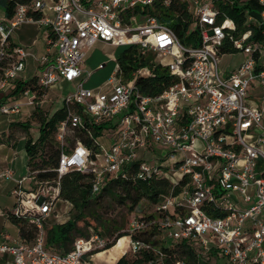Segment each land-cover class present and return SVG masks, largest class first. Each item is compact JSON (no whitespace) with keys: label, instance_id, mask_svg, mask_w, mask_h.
<instances>
[{"label":"built area","instance_id":"1","mask_svg":"<svg viewBox=\"0 0 264 264\" xmlns=\"http://www.w3.org/2000/svg\"><path fill=\"white\" fill-rule=\"evenodd\" d=\"M177 1L188 5L190 28H196L200 37L196 47L182 45L153 16H127L136 4L151 5L154 0H30L18 3L13 17L0 22V60L9 48L7 38L19 24L39 23L46 28L45 52L36 57L37 84L44 89L58 81L74 86L63 100L68 116L56 132L61 147L58 174L67 169L91 174L92 193L100 190L106 177H126L133 166L138 180L169 181L171 192L155 205L154 217L132 218L131 232L154 225L171 241L193 240L196 264H208L211 257L216 264L218 258L224 264H264V28L260 38L252 37V27L264 26V8H243L247 28L237 32L235 21L217 2L238 0ZM247 1L239 0L238 5ZM255 1L264 7V0ZM97 41L116 47L135 44L142 54L155 53V63L166 67L174 82L158 94H143L135 78L148 76L146 68L123 81L116 63L101 84L85 86L92 75L83 68L85 49ZM226 45L244 56L234 68L221 65V57L232 53L223 52ZM12 54L0 77V115L8 119L22 115L23 103L3 95L24 70L27 53L14 47ZM252 87L260 90L262 104L247 100ZM21 96L34 104L30 89ZM104 121L115 132L109 147L99 142L92 152L80 141L70 146L67 137L75 129ZM157 144L169 152L153 163L149 150ZM0 177L12 179L13 171L3 168ZM32 178L27 174L15 180L12 213L31 218L35 237L25 242L0 232V259L6 264H87L83 256L91 257L93 250L105 245L104 239L96 234L79 237L66 253L45 249L43 224L58 187L35 181L38 186L31 189L24 184ZM128 236L133 253L148 247ZM158 254L162 261L163 254Z\"/></svg>","mask_w":264,"mask_h":264},{"label":"trees","instance_id":"2","mask_svg":"<svg viewBox=\"0 0 264 264\" xmlns=\"http://www.w3.org/2000/svg\"><path fill=\"white\" fill-rule=\"evenodd\" d=\"M30 0H0V6L3 8V18L9 20L13 17L15 7L18 3L26 4ZM239 0L235 4L217 2L220 10L236 23L237 32H242L247 27L243 25L244 17L242 10L248 7L253 10H261L262 7L255 0H248L244 6L238 5ZM127 16L131 14L137 15L139 18L148 14L169 29L178 38L179 42L184 46L196 47L200 44L198 30L191 29L193 18L188 11V5L185 2L171 0L168 5L164 4V0H154L151 5L136 4L126 11ZM36 18L40 17L39 12H34ZM262 27H252L253 38H260V29ZM8 50L5 58L0 60V69L10 63L13 59V44L10 36L7 38ZM121 48L116 55V63L119 65L121 78L128 81L132 78L133 73L140 69L146 68L149 75H137L135 78L136 88L143 94L154 95L162 92L170 84L174 82V78L169 75L168 69L160 64L155 63L154 53L142 54L135 44L118 46ZM223 52L235 53L236 50L228 45L223 47ZM1 77V72H0ZM12 82V81H11ZM14 85L7 94L8 98H19L26 89H30L34 93V106L32 117L39 124L38 136L35 140L26 131L24 140V148L27 154V174L33 178L26 182L27 187L31 189L37 188L35 181L45 186L58 187L57 199L69 202L77 214L62 223H49L44 220L43 228L45 232L44 248L49 250L53 248L59 253H66L73 247V242L79 237H89L96 234L101 238H107L102 248L95 249L93 254V264H196L197 255L195 253V244L193 240L178 241L169 245L160 244L154 239L159 234L157 227H151L136 230L135 232H127L124 229V223H118L116 220H107L102 218L99 208L102 198L105 194L110 195L121 205L127 206L129 211L137 206L141 199L145 198L154 206L163 200V197L171 192V184L163 178H152L149 180H138L135 178L136 167L133 166L130 173L126 177L108 176L106 177L102 187L97 193H92L91 174L78 171L76 169H67L63 174H58V167L61 147L56 139V132L60 121L66 120L68 116L67 107L62 105L57 108L49 117L42 112L38 104V100L42 97L47 89L37 84V76H33L28 80H13ZM10 123H16L17 118H9ZM21 126L27 127L26 124L20 123ZM88 128L75 129L70 137H67L70 146H74L76 141L83 143L88 149L94 152L97 149L99 141L97 138L103 133V130L110 128L111 124L104 121L99 124L89 125ZM9 136V135H8ZM9 140V139H8ZM6 140V142H9ZM5 140L0 139V143ZM178 187L175 186V193ZM16 202L14 203V205ZM13 208V207H12ZM12 208L7 210L4 215L18 229L19 238L25 242H31L36 234L35 226L30 222V217L26 215L15 216ZM210 214V213H209ZM155 213L147 216H140L138 219L148 221L154 217ZM132 241H141L148 247H143L133 255L123 254V245L121 241H128L129 236ZM50 251V250H49ZM158 252H161L162 261ZM89 254L83 256V261L89 264Z\"/></svg>","mask_w":264,"mask_h":264},{"label":"rangeland","instance_id":"3","mask_svg":"<svg viewBox=\"0 0 264 264\" xmlns=\"http://www.w3.org/2000/svg\"><path fill=\"white\" fill-rule=\"evenodd\" d=\"M0 22H7L6 19L3 18V8L0 6ZM44 28L39 26V24L32 23H21L19 26L14 28L11 33V39L13 42L19 46H21L26 52L31 48L39 49L40 52L44 51L45 46L42 41V31ZM121 48L112 46L100 41L95 42L91 47L85 49L84 56V66L83 68L86 71H91L93 75L90 77L89 81L85 83V86H97L95 84L99 83L104 77L111 74L116 66V55ZM44 53V52H43ZM152 53V52H151ZM154 60H157L158 57L154 53ZM244 56L241 53H231L226 54L221 57V65L226 69L228 67L234 68L236 67L242 60ZM104 63L103 68H98V64ZM5 66V64H3ZM31 69H27L25 74L30 72ZM1 72V69H0ZM74 86L65 81H58L54 84L48 86L46 93L39 98L38 104L40 109L46 116H50L57 108L62 105L64 98L73 92ZM249 97L247 100H254L259 105L262 104L261 96L259 95L260 90L252 87L248 91ZM5 97V95H3ZM24 97L20 96L16 100L19 103H24ZM24 104H22V107ZM33 104L30 107H25L24 109L30 110L27 114L21 115L17 118L16 123H10L7 116L0 115V139L7 144H16L21 142V137H25L26 131L35 140L38 136L39 124L32 117V112L34 109ZM7 117V118H6ZM20 123H24L27 127H23ZM9 135V136H8ZM115 137V132L113 129L106 128L103 133L97 138V140L102 143L105 147H109L112 143V140ZM9 139V140H8ZM8 140L9 142H6ZM5 144L4 151H0V155L6 152V154H10L12 156V152L14 149L8 148ZM149 150L152 154V162H157L156 160L162 159L165 156L162 155L163 152H169L168 148H162L159 144L154 145ZM15 153V165L14 167L19 171L20 175H26V170L23 164V155L16 151ZM14 156V154H13ZM18 163V164H17ZM11 166L9 161H1V166ZM27 185L26 183L24 184ZM15 187L13 186L10 179H5L0 177V232L6 233L11 237L17 236V228L14 224H12L7 217L4 215L7 209H11L14 206L16 201V197L13 195L12 190ZM99 212L104 219H114L118 223H124V229L127 232H131L129 227V222L132 218H137L140 216H147L151 213H154V206L147 199L143 198L137 204V206L133 209V211H129L127 206L121 205L116 200H114L110 195L105 194L100 203ZM77 214L76 210H74L71 204L65 200L57 199L53 205V211L50 217L47 218L49 223H62L68 219H72ZM104 241H107V238H103ZM154 239L158 240L157 248L160 247V244L169 245L172 243L171 240L164 238L160 233L154 236ZM174 242V241H173ZM121 245L123 248L126 247L127 241H121ZM50 251H55L53 248L49 249ZM128 255H133V252L128 250ZM215 257H211L208 260V264H216L214 262ZM225 260L218 258L217 264H224Z\"/></svg>","mask_w":264,"mask_h":264},{"label":"crops","instance_id":"4","mask_svg":"<svg viewBox=\"0 0 264 264\" xmlns=\"http://www.w3.org/2000/svg\"><path fill=\"white\" fill-rule=\"evenodd\" d=\"M28 23H32V22H28ZM32 24H39V23H32ZM39 26H41L42 28H44V30L42 31V43H43V45L45 46V42H44V37H45V33H46V28L43 26V25H41V24H39ZM10 41H11V43L13 44V46L14 47H21V46H19V45H17V44H15L14 42H13V40L11 39V36H10ZM101 42V41H100ZM103 43H105V42H103ZM106 44H108V43H106ZM110 45V44H109ZM22 48V47H21ZM43 52H45V48H44V51ZM43 52H40L39 51V49H35V48H31L29 51H27L26 53H27V55H26V58H25V68H24V70L22 71V73L18 76V78H17V80H20V79H23V80H28V79H30L31 77H33V76H38L39 75V72H40V68H39V66H38V63H37V61H36V57H38V56H40V55H42L43 54ZM102 64H104V63H102ZM105 65V64H104ZM31 69V71L30 72H28V73H26L25 74V72H26V70L27 69ZM92 75H93V73H92ZM91 75V76H92ZM110 75V74H109ZM109 75L108 76H106V77H104L102 80H100V82L99 83H97V84H95V85H99V84H101L103 81H105L108 77H109ZM90 79V78H89ZM89 81V80H88ZM13 85H14V82L12 81L11 83H10V85L7 87V89H6V91L4 92V95H5V97L4 98H6V99H8V100H16V99H12V98H8V96H7V94L11 91V88L13 87ZM89 86V85H88ZM94 86V85H93ZM92 86V87H93ZM27 100V97H25V99H24V105L23 106H25V107H30V106H32V105H30V104H27V103H25V101ZM17 101V100H16ZM25 107H22V105H21V111H22V115H25V114H27L30 110H26V109H24ZM7 118V117H6ZM5 142H1L0 143V151L1 152H3L4 151V147H5ZM7 146H8V148H10V146H11V149H14L13 150V152H12V156H10V154H6V152H4L3 154H1L0 155V160L1 161H9V163L11 164V166H1L0 167V170L1 169H3V168H10L12 171H13V178L12 179H10L11 180V182H12V184H13V186L15 185V180L16 179H18V178H20V177H22V176H25V175H20V173H19V171L14 167V165H15V156H17V154L15 153V148L17 149L16 151H18L19 153H21L22 155H23V164L22 165H25L24 166V168H25V170H26V172H27V154H26V151H25V148H24V140H23V138H21V142L19 143H16V144H9V143H7L6 144ZM13 154H14V156H13ZM18 164V163H17ZM26 175H27V173H26ZM7 210H9V209H7ZM6 210V211H7ZM52 211H53V209H52ZM51 214H52V212L50 213V215H49V217L51 216ZM17 228V227H16ZM6 234V233H5ZM8 235V234H7ZM9 237H11L10 235H8ZM11 238H19V235H18V229H17V236L16 237H11ZM93 256V255H92ZM92 256L91 257H89L88 258V260H89V264H93V261H92ZM0 264H6V259H4V258H1L0 259ZM87 264H88V261H87Z\"/></svg>","mask_w":264,"mask_h":264},{"label":"bare ground","instance_id":"5","mask_svg":"<svg viewBox=\"0 0 264 264\" xmlns=\"http://www.w3.org/2000/svg\"><path fill=\"white\" fill-rule=\"evenodd\" d=\"M129 244H130V238H129V240L127 241V245H126V247L123 248V251H122L123 254H126L127 251L129 250Z\"/></svg>","mask_w":264,"mask_h":264}]
</instances>
